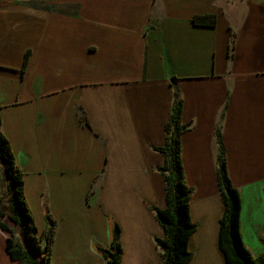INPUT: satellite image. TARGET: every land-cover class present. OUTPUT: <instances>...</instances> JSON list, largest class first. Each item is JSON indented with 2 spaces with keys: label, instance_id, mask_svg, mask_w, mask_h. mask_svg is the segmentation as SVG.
<instances>
[{
  "label": "crops",
  "instance_id": "crops-1",
  "mask_svg": "<svg viewBox=\"0 0 264 264\" xmlns=\"http://www.w3.org/2000/svg\"><path fill=\"white\" fill-rule=\"evenodd\" d=\"M214 13L213 27L192 17ZM232 45V47H231ZM28 59L22 70L25 53ZM181 100L184 179L196 228L187 264H225L217 186L220 124L240 199L239 233L264 252V0H0V122L38 233L55 222L52 264H159L152 207L165 206L161 153ZM0 229V264H15ZM2 262V263H1Z\"/></svg>",
  "mask_w": 264,
  "mask_h": 264
},
{
  "label": "trees",
  "instance_id": "trees-1",
  "mask_svg": "<svg viewBox=\"0 0 264 264\" xmlns=\"http://www.w3.org/2000/svg\"><path fill=\"white\" fill-rule=\"evenodd\" d=\"M191 21L195 26L213 27L216 16L214 13L197 14ZM27 59L28 51L23 58L22 70L27 64ZM170 84L173 88V102L169 120L164 127L165 141L162 146L153 147L155 151L162 154L164 159L163 164L156 169L163 177L165 189V206L151 208L163 231V236L156 237L154 241L161 250L159 264H187L192 257L188 242L196 228L189 213L192 189L185 182L180 160L179 135L187 129V126L179 124L181 100L174 76L170 78ZM215 137L219 147L217 186L224 205L223 214L219 220V249L223 253L225 264H264V252L259 257L253 258L245 248L239 233V193L227 174L220 124L215 127ZM22 175V170L15 163L10 144L1 132L0 122V205L4 200L1 182L5 179L10 195L9 200L13 206V215L10 219L18 226L17 231L15 227H9L0 220V229L7 234L5 251L15 264H52L54 219L45 208L43 210L45 226L41 233L37 232L23 195ZM109 233V245L106 248L97 245L96 250L103 257L104 264H120L122 247L118 224L113 223Z\"/></svg>",
  "mask_w": 264,
  "mask_h": 264
},
{
  "label": "rangeland",
  "instance_id": "rangeland-1",
  "mask_svg": "<svg viewBox=\"0 0 264 264\" xmlns=\"http://www.w3.org/2000/svg\"><path fill=\"white\" fill-rule=\"evenodd\" d=\"M6 183L7 182L5 179H3L1 182V191L4 200L0 205V220L4 221L9 227H15L18 231V226H16V224L10 219V217L13 215V206L11 205L9 200L10 195L7 191ZM17 215L19 217V214Z\"/></svg>",
  "mask_w": 264,
  "mask_h": 264
}]
</instances>
